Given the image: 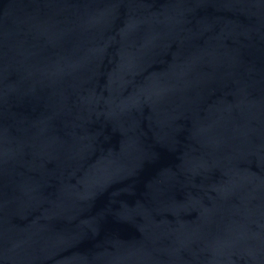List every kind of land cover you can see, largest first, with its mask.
<instances>
[{
	"label": "water",
	"instance_id": "water-1",
	"mask_svg": "<svg viewBox=\"0 0 264 264\" xmlns=\"http://www.w3.org/2000/svg\"><path fill=\"white\" fill-rule=\"evenodd\" d=\"M0 264H264V0H0Z\"/></svg>",
	"mask_w": 264,
	"mask_h": 264
}]
</instances>
